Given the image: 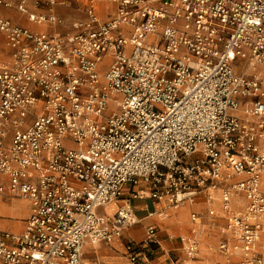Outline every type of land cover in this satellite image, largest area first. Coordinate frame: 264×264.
<instances>
[{
    "label": "built area",
    "instance_id": "obj_1",
    "mask_svg": "<svg viewBox=\"0 0 264 264\" xmlns=\"http://www.w3.org/2000/svg\"><path fill=\"white\" fill-rule=\"evenodd\" d=\"M68 33H35L0 16L10 57L0 62V198L24 200L20 232L0 233V264H82L83 247L111 243L140 222L131 200L165 207L219 204L217 250L264 264V0H102ZM0 0L36 23L61 24ZM146 184L112 215L100 209L125 186ZM182 251L199 256L203 225L191 214ZM158 229L125 245L130 264H152ZM219 264H230L228 262Z\"/></svg>",
    "mask_w": 264,
    "mask_h": 264
},
{
    "label": "crops",
    "instance_id": "obj_2",
    "mask_svg": "<svg viewBox=\"0 0 264 264\" xmlns=\"http://www.w3.org/2000/svg\"><path fill=\"white\" fill-rule=\"evenodd\" d=\"M65 1L68 5H57L50 9L46 5L40 7H29L30 12L36 14H48L52 12L60 20L61 24H47L36 23L28 20L27 16L21 14L16 9H5L0 7V16L10 19L14 24L24 27L35 33H68L71 31V23L77 20H83L86 18L85 14V0H59ZM117 9V5L112 2L99 1L96 5V13L100 21L104 22L114 16ZM0 49L3 50L0 56V61H6L10 57V49L8 48L6 41L2 34H0ZM146 184H140L139 186H125L122 195L119 200L112 203L115 205V209H112L110 204L106 208L100 209V213L105 215H112L122 201L129 198L132 193L141 190H146ZM4 197H1L2 199ZM26 204L25 215L21 219H16L14 224H10V220H0V231L2 228L20 232L23 229L24 220L28 216V204ZM131 206L133 208L134 215L140 220L139 223L126 229L120 237L115 238L111 243H99L95 246L90 242H87L83 247L82 263L84 259L85 251L91 255L101 256L103 260L112 258L110 256H104L108 251L117 253L122 252L125 256V245L129 241H140L145 233L146 228L149 226H155L158 229V243L152 245L148 249V253L151 257L152 264H219L228 262L230 264H237L238 257H226L224 254L217 250L218 241L222 237L220 234V228L225 224L224 216L219 204H215L216 216H209L207 214V207L202 197L197 198L193 205H187L179 210L168 211V217L161 219L158 216L149 217V214L160 211L165 207L164 201H157L151 199L148 195L143 198L132 199ZM181 211V212H179ZM199 213L200 221L204 228L202 234V240L200 244L199 256L194 259H188L182 251V236H188L191 234L193 224L191 222V214ZM10 228V229H9ZM1 233V232H0ZM126 257V256H125ZM122 259L121 257H116ZM94 264H98L95 262Z\"/></svg>",
    "mask_w": 264,
    "mask_h": 264
},
{
    "label": "rangeland",
    "instance_id": "obj_3",
    "mask_svg": "<svg viewBox=\"0 0 264 264\" xmlns=\"http://www.w3.org/2000/svg\"><path fill=\"white\" fill-rule=\"evenodd\" d=\"M1 8H4V7H1ZM13 8L16 9L15 7ZM13 8H5V9H13ZM23 15L27 16L26 14H23ZM2 53H3V50L0 49V56L2 55ZM0 62H3V61H0ZM111 207L112 209L116 208L114 204H112ZM25 209H26V204L23 201H21V199L12 198V197H4L0 199V211H1L0 220L7 219V220H10V224H14L16 219L17 220L21 219L25 215ZM199 216H201V214H199ZM3 231H10V230H7V229L4 230V228H2L0 232H3ZM104 256H110L112 258H107L103 260L101 256L91 255L85 251L82 264H94L95 262H97L98 264H130V262L127 260V258L124 256L122 252L114 253V252L108 251ZM116 257H121L122 259H117Z\"/></svg>",
    "mask_w": 264,
    "mask_h": 264
},
{
    "label": "bare ground",
    "instance_id": "obj_4",
    "mask_svg": "<svg viewBox=\"0 0 264 264\" xmlns=\"http://www.w3.org/2000/svg\"><path fill=\"white\" fill-rule=\"evenodd\" d=\"M3 206V205H2ZM109 206V205H108ZM1 212V211H0ZM95 246H97V245H95Z\"/></svg>",
    "mask_w": 264,
    "mask_h": 264
}]
</instances>
